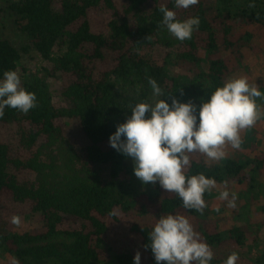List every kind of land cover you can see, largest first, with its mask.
Returning a JSON list of instances; mask_svg holds the SVG:
<instances>
[{
  "label": "trees",
  "instance_id": "obj_1",
  "mask_svg": "<svg viewBox=\"0 0 264 264\" xmlns=\"http://www.w3.org/2000/svg\"><path fill=\"white\" fill-rule=\"evenodd\" d=\"M162 7L179 20L199 18L191 39L167 31ZM5 14L25 44L0 38V78L16 71L37 106L27 114L5 108L0 118V254L10 257L0 264H133L137 252L141 264H155L149 234L169 214L189 220L212 250L211 264L257 242L264 153L252 155L253 143L217 161L189 154L185 174L216 181L196 211L158 182L153 192L133 191L124 177L129 157L110 147L109 136L131 106L153 102L149 78L167 102L197 106L237 78L250 47L247 28H264V0H199L189 9L174 0H8L0 21ZM31 50L46 65L26 68L21 53ZM258 89L264 93V85ZM225 190L235 207L219 198ZM226 212L237 223L222 227ZM26 218L32 229L18 230ZM238 257L236 264H264V251Z\"/></svg>",
  "mask_w": 264,
  "mask_h": 264
},
{
  "label": "clouds",
  "instance_id": "obj_2",
  "mask_svg": "<svg viewBox=\"0 0 264 264\" xmlns=\"http://www.w3.org/2000/svg\"><path fill=\"white\" fill-rule=\"evenodd\" d=\"M199 0H174L177 9H189ZM161 23L177 40L192 38L200 20L191 17L177 19L176 12L162 7ZM153 102H140L131 106V115L117 124L109 136V145L118 153L129 157L133 173L142 184L159 183L169 193H175L186 209L202 211L206 205L204 194L216 181L204 174L188 176L189 154L198 152L209 160L225 157L224 146L233 148L241 143L240 132L253 126L264 115L255 98L264 93L249 84L247 78L238 77L217 87L199 106L191 100L182 102L172 98L167 102L156 80L149 78ZM164 97V98H160ZM37 106L35 93L21 86L20 75L13 70L0 78V118L5 108L17 109L27 114ZM219 198L235 207V195L229 200L227 190ZM18 218L13 217V223ZM149 245L155 264H211L213 252L200 240L192 224L183 215H162L149 234ZM238 254L233 252L224 264H236ZM133 264H141L140 253L133 257Z\"/></svg>",
  "mask_w": 264,
  "mask_h": 264
},
{
  "label": "rangeland",
  "instance_id": "obj_3",
  "mask_svg": "<svg viewBox=\"0 0 264 264\" xmlns=\"http://www.w3.org/2000/svg\"><path fill=\"white\" fill-rule=\"evenodd\" d=\"M8 0H0V8L4 9L5 3ZM247 31L251 33V40L249 42V48L244 49V60L242 66L234 73L235 77H245L247 78L250 85L257 88L264 85V28L257 24L250 25ZM0 38H8L17 48H21L25 44L24 37L17 32L11 22V18L8 14L1 17L0 21ZM21 63L28 69H36L40 66L46 65L39 54L31 50L27 53H21ZM58 86V83H52L51 87L54 90ZM58 98H56V101ZM262 102L256 103L260 110L264 112V104ZM241 143L239 147L233 148L231 144H226L224 146L225 156L230 154L232 151L248 152L249 146L246 143H253L255 152L252 153H264V115L256 121V123L250 128L241 130L240 132ZM127 174L124 175L126 183L135 192L140 191H154L155 183H149L147 185L142 184V182L135 177L133 173V163L131 158L127 161ZM264 187V171L261 178ZM260 203H263L262 197L260 198ZM224 221L220 223L222 227L229 226V224L237 223L233 221L229 212L224 214ZM30 222L26 218L20 222L17 226L18 230H30L32 229ZM257 242L255 243L252 239H248L245 242V246L242 249H238V254L243 257V255H251V257H256L258 253L264 251V228L256 231ZM255 235V234H254ZM9 256L6 254H0V261L9 260Z\"/></svg>",
  "mask_w": 264,
  "mask_h": 264
}]
</instances>
